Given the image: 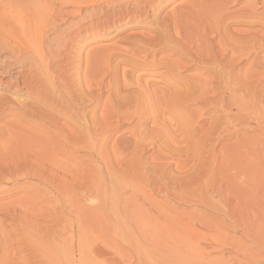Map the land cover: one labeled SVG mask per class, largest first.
I'll use <instances>...</instances> for the list:
<instances>
[{
	"label": "bare ground",
	"instance_id": "1",
	"mask_svg": "<svg viewBox=\"0 0 264 264\" xmlns=\"http://www.w3.org/2000/svg\"><path fill=\"white\" fill-rule=\"evenodd\" d=\"M184 1L185 3L180 2L181 4L178 3L175 5L171 9V14L168 12L169 14H165L166 16L162 19L159 18V20H156L157 18H155V27L157 28L151 30L154 34L146 35L132 33V35L125 37V40H127L131 45L127 51L121 49L119 50L117 47H104V49L99 48L100 50L98 51H90L89 49V52L87 51L88 53H86L83 62L77 61L72 63V66H70L69 64L61 65L62 60L60 61V59L61 56H63L61 52L65 51L64 48H66L64 46L70 45L74 42L73 38L71 39V36L74 35H71V31H60L61 29L58 31V27L61 24L68 23L67 25L69 26L66 25L67 27L76 28L80 23H76L75 19L81 18V20H85V17L90 18V15H86L88 14V11L85 12L84 10L83 14L85 16L82 17L78 14V11L68 13L66 12L67 9L66 11H61L60 8H58L60 11L58 13L56 12L57 15L53 17V15H50V12L48 13V11H51L49 8L51 7L50 5H52V0H0V6H2L0 7V83H2V79L5 78L13 68H16L18 71H16V74L13 72L15 75L12 77V81L8 79L9 81H7L6 84L14 82L16 89V93H14L16 96L19 94V91L24 90L27 86H34L35 93L33 94L36 97H33L34 99L38 98V101L35 102L38 103L39 101H42V104L48 105V107H46V109H48L47 112L49 114H54L55 116H53V118L48 114H45L47 115L45 116L42 114V111V115H39L37 112L35 113L33 109H28V107L23 105L24 103H21V101L19 102L20 105L17 103L14 104V106L18 105L21 107L19 110L15 108V110H18L16 114L19 115V117L22 116V118H25V120L29 122L28 124H33L31 125L32 127H41L40 129L45 131L46 138L41 139L44 141H41V144H39L40 148H36L38 149V152L40 149V152L42 151L41 153H44V156L42 155L43 158L40 156L41 160H44V157L50 160L54 154L66 156L70 159L81 158V156L79 157L78 155H82V159L77 160H83L85 162L80 170H78V167L74 172H71L72 169L70 171L68 170L70 174L72 173V181L65 179V182L64 176V178L59 181V176H56L58 171L53 168L59 167L61 169V166L57 165L58 162L53 164L54 161H51L52 164L57 166H52L53 170L50 168L48 172H45L46 169L44 170L41 167L43 171H32L33 173L31 174L29 172V174L25 173L27 170L24 167V170L26 171L24 172L22 170L24 172L23 176L18 174L20 172L17 173V165L12 164L13 167L15 166V174L17 173L25 180L28 179L27 184L29 181L32 182L33 180L34 183H38L37 185H42L44 188H41L44 190L46 189L48 193L53 192L56 194L59 198H61V202L64 200L66 205L63 203V209L64 211L65 209H68L69 211L71 210L70 213L73 211L75 212L74 215H76V218L74 217V219L78 221L75 222L78 229L80 225H83V223H80V221H83L82 218L86 220L88 219L84 217V215L86 216L88 212H86L85 208H83V206L86 205L85 202L92 204L91 206L90 204L86 205L93 209L89 210L90 214L93 213L95 209V211H103L108 206H110L109 209H112L111 206H114L116 208V212L119 209L120 213L118 212V217L122 221L134 223L140 218L135 220L132 216L127 217L125 211L129 209L127 211L129 212L132 205L133 207L136 206L141 198L142 200L139 205L141 207H139V209L142 208L143 210L150 212L149 209L157 208V211L161 210V212L158 213H161L162 217H164L163 221H159L160 218L158 217L154 218V223L157 224V226L153 224L156 226V228L154 227V229H156L154 234L159 235L160 232L162 233V229L166 230L170 227L173 230L177 224L176 222H180L178 220L180 217L177 215L179 211L178 213L176 211L175 214L172 211L173 206L172 208L166 206L168 207V209H166V203H162L161 198V203L156 201V198H153V196L159 194L161 196L162 194L163 196L165 195L166 199H169L171 196H174L172 193L177 192L179 188H185L186 191L187 186L185 187V183L186 185L188 184V186L190 185L191 179L189 180L188 177H190L189 175L193 176V172L195 171V168H192L194 171L190 172L191 167L188 168L189 166H192L193 160L191 161V159H195L194 161H198L197 163L199 164V161H204L201 160V158L205 153L207 154V157H204L203 159L206 158V161H208L210 157L209 161H211L212 157L215 156L213 152L215 153L216 151L215 154L218 160L219 154L221 155L222 152L226 154L224 151L226 148H223V151L220 150L221 153L218 154L219 150L217 152L215 149L216 146L213 147L212 145L211 147L209 146L206 148L205 143L207 145L210 143H207V141H211V139H216V142L214 143H218L217 141L223 143V141L226 142L228 139L231 140L239 138L238 134L240 132L238 133V131H240L239 129L241 128V125L242 127H246L243 128L245 134L247 132H253V134L254 132H257L253 126H249L252 124V122L249 124L250 118H253L251 116L252 114L254 115V120L258 121L257 123H260L259 125L263 127L261 131L259 130L258 136H260V134H264V11L259 14L255 12L253 7L242 6V8L238 7L239 9L237 11L230 12L229 6L240 0ZM254 1L257 0H252V4ZM159 2L168 4L170 1L81 0L77 6L83 5L82 7L84 8L97 10L102 4L103 6H106L105 9L107 8V10H109L108 7H110L113 11L109 10L112 11L111 13L109 12L110 14H108V12L103 14L100 7L98 20L96 22L90 20L88 22L90 24L88 25H86L87 21L86 23L84 22L85 25L82 28L80 27L81 30H83L84 35L77 40L84 43L86 42L84 40L89 38L92 43L93 40L98 39L100 33L106 35L109 32L120 33L124 29L123 26H125L128 22L134 21L135 24H141L142 21L145 22L144 19L149 20L150 13L154 14L153 12L158 8ZM88 4L89 6H87ZM63 7L66 8L65 5ZM76 8L78 9L80 7ZM182 9L187 10L186 14H179V11ZM89 13L91 12L89 11ZM94 16L97 17L96 14ZM72 19L75 20V23H72ZM235 24L242 27H248L249 29H231L230 27ZM121 26L123 27L122 29L120 28ZM68 32L71 33L69 34ZM77 36L78 35L76 34V38ZM86 44H88V42ZM75 45L76 44H74V48ZM60 47H64V50L60 49ZM92 54L96 56V60L93 62H91ZM136 54H142L143 57L155 56L157 54L168 55H166V58L160 59L159 61L152 60V62L144 64L143 61H139L141 60L140 57L139 59H136L135 57L133 58ZM143 57L141 58L143 59ZM169 57H176V60L173 59V61H170L172 59L169 60ZM11 61L12 63H10ZM246 61H249L250 63L247 65L246 69L241 72L239 66ZM8 62L10 64H8ZM120 65H123L124 67L126 66L127 69L124 70L122 67V70L119 71L118 67ZM189 70H197V72L199 71L206 78L202 80L195 76L192 77L191 75V77H186L183 74L181 75V73H187ZM69 71L73 77L72 79L67 77ZM7 78H10V76ZM8 85L6 86L9 87ZM103 89L108 90V97L107 95L105 96L107 99L104 102V105H102L103 107L98 110L97 108L100 93ZM29 91L30 90H28V92ZM2 103L3 98L0 99V115L3 113L4 109ZM191 104L194 106L199 105L201 108L203 107V109L200 111L198 110L199 112L196 113L197 111L195 112V109L193 108L195 113H192V109L188 108ZM29 108L32 107L30 106ZM189 109L192 112L189 113ZM9 110L12 112L11 109ZM210 112L212 115L208 119V122H205L206 117L203 118V116ZM241 112L246 113V118L245 115L237 117V114ZM247 117L250 118L247 119ZM126 124H128L126 127L130 128L131 126H129V124H132V129L128 131V129L125 128L127 131H124L125 133L123 132L119 135L117 132ZM250 136L249 139L251 138L252 142H255V134L253 137L254 139L252 138V135ZM112 138H114L113 141H111ZM246 138L248 139L247 135ZM258 138L261 141L264 140L261 139V136ZM110 141L112 143H110ZM21 146H26V144ZM233 146L234 145L230 148L233 149L235 147ZM228 147L229 146H227V148ZM44 148L45 151H43ZM150 149L154 152L153 154L151 153L153 156H150L152 159L149 158L151 161L148 162L143 156ZM218 149L221 148L218 147ZM34 150L32 151V154L35 152ZM28 154L31 153L27 152V155ZM31 159L30 161L34 160V158L32 160ZM188 161L192 162L191 165H187L190 164ZM35 162L38 161L36 160ZM217 162V165H214L215 168L216 166L221 168V166H219L220 163ZM201 163L205 165V162ZM208 163L206 162L207 165ZM211 163H209V167L206 165L209 169H211ZM18 164L20 165V163ZM31 165L34 166L33 164ZM36 165L38 166L35 167L38 168H32L39 170V165L41 164L38 163ZM51 165L49 164L50 167ZM173 166L174 170L171 171ZM200 166L201 165L199 164V167ZM20 167L21 165L19 168ZM194 167L199 168L197 165ZM29 168L31 167L29 166L28 169ZM208 168L207 170L209 171ZM230 168L232 170L231 166L229 169ZM203 170H205L208 174V171H206L205 168ZM200 171L201 170L198 171L199 174ZM214 171H217L216 174H219V170ZM9 172L10 170L6 171V169L0 170V184H5V181L8 179L7 177L14 175V173L13 175H10ZM213 172L211 177L214 176ZM207 174L205 173V175ZM216 174L214 177H216ZM59 175L62 176V174ZM183 175L187 177V182L185 181V183L182 182V180L186 178H183ZM195 176L197 177L195 179L201 178L200 176L198 177V174H195L194 177ZM194 177H192V179ZM218 177L215 179H218ZM201 180L199 182L196 180L199 185L201 183L203 184V180ZM214 184L212 185L213 188L211 187V191L209 192L215 193L218 191V186L215 187ZM32 186L33 185H31V187ZM200 186L199 188H201L202 191V188L204 189V185ZM196 187L197 188L193 190L198 192V186ZM0 188L3 189L1 186ZM214 188L216 190H214ZM69 190L71 193L73 190L79 191L80 195L78 192V196L75 191L76 195H73L74 197L71 196L70 198H73L70 199L65 195L67 193H64L66 191L70 194ZM193 190H190V192ZM128 191L130 195H127L129 194ZM179 191L182 190L179 189ZM36 192L39 193L37 190ZM195 192H191L192 195H195ZM206 193L208 195V192ZM206 193L204 194L203 192L205 199L207 198ZM46 194L42 195L46 197ZM87 194L89 195L88 197L83 196H86ZM175 195L177 200H179L177 193H175ZM198 195H200V193L196 196L198 198L201 197ZM64 196H66V198ZM187 196H189V194ZM213 196L214 194L212 197ZM81 197L84 199L82 200ZM191 197L186 198L188 200V198ZM208 197L211 198L210 196ZM39 198L43 197L39 196ZM54 199L52 198V201L56 202L53 204V202L51 203V199H49V204L56 206L58 204L60 205L61 202L58 201L59 199ZM34 201H31L30 205H32V202ZM169 203L166 205H169ZM19 204L21 203L19 202ZM34 204L36 205V202H34ZM33 205L32 207L35 206ZM5 206L6 203L4 206L0 205V264H14L12 263V258L14 255L18 254V252H22L23 247L30 250V252L28 251L30 254L40 255V261L36 262V264H45V260L43 262L41 260V257H43L42 255L45 257V254H49L46 255V258L48 259V256L51 257L53 254H59V252H61V248L59 249L58 246L54 248L52 247L53 249L51 247V249L48 248L45 245V243L47 244V242H45L46 239L43 237H50L49 239L52 240V236L55 241L54 245H57V240L59 238L58 233L60 232H58L59 227H56L58 226L56 222L61 221L59 220L61 216L59 217L57 215L59 218H57L58 221L55 222L56 226L52 223V219L48 220L46 218L45 214L42 215V217L38 216L41 219L45 216L44 219L48 221L42 219L44 222L48 223L49 221H52L50 222L52 225L47 223H45V225L43 224L44 222H34L36 218L34 219V214L32 216L29 214L31 213V210H29L28 207L27 209L30 211L29 213L27 209H25V206H22L21 209L24 210H19V212L17 211L18 208L16 209L15 207L14 209L13 207L10 208L13 209L10 212L6 209L8 207ZM55 207H53V209ZM215 207H217V205H215ZM56 208L58 209L59 207ZM170 208L172 210H170ZM139 209L132 208L134 213L135 210L136 212L138 211L137 213L141 212ZM37 210L39 213V208ZM83 210L86 214H83ZM121 211L124 212L122 213ZM147 212L145 213L147 214ZM51 213L55 216V213ZM180 213L179 215L184 216V214ZM95 214L97 215L96 212ZM95 214L91 215L94 216ZM140 214L142 215L143 213L138 214L141 217V220L142 216L146 217V214L142 216ZM161 214H159V216ZM91 215L88 213L89 217ZM30 216L33 217L34 220L32 222L34 223H29L32 220ZM136 217L137 215L135 218ZM28 218L31 220L29 221ZM40 218L37 221H39ZM55 218L54 221L56 220ZM187 218L189 217H186V219ZM151 219L153 218L151 217ZM144 220L150 222V218L146 217ZM8 221L11 223L7 224ZM118 221L119 220L117 219L116 222ZM122 221L120 225H123ZM174 223L176 224L174 225ZM47 225L54 226L49 227ZM186 226L187 224H185L184 227ZM61 227L62 226H60V228ZM122 229L125 232V229L121 228V230ZM65 231L71 235L68 234L70 238L67 235L69 238H67L68 240L64 237L63 243L67 246V248L64 247L66 248L65 252L64 248H62V252L66 255L68 254L66 257L70 258L69 255L75 252L73 227L66 229ZM123 231L120 232L123 236L126 235V238L128 235L133 236L132 234H136L137 232L136 230V232L131 233L128 230L131 234L127 235L124 234ZM142 232H140V234ZM81 233L82 231L76 234L81 237L80 239H82L79 241L77 240L79 244L80 241L82 242L85 240V238H82V235L84 234ZM165 233L166 232H164V234ZM30 235L33 236V239H31L32 237ZM159 236L162 235L160 234ZM42 239L44 240L42 241ZM49 239L48 242H50ZM49 244H51V242ZM83 244L85 243L83 242ZM79 246L82 247L83 245L81 244ZM55 248H58L59 250H55ZM80 249L81 248L79 247V251H77L80 252ZM83 251L84 249L81 250L80 254L83 255ZM50 254L52 255L50 256ZM179 255L174 254V256H178L180 259L182 257H186L184 255H181L180 257ZM34 257L35 256H33V258ZM51 258L52 261L48 259V262L51 261L49 264H52L53 258H55L54 255ZM181 262L182 261H180V263ZM28 263V260L23 262V264Z\"/></svg>",
	"mask_w": 264,
	"mask_h": 264
},
{
	"label": "rangeland",
	"instance_id": "2",
	"mask_svg": "<svg viewBox=\"0 0 264 264\" xmlns=\"http://www.w3.org/2000/svg\"><path fill=\"white\" fill-rule=\"evenodd\" d=\"M80 1L81 0H56V2H55V0H52L53 8H52V5H50L51 9L49 8V10H51V11H48V13L50 12V15L51 16L53 15V17L55 15H57V13L60 10L66 11V9H67L66 12H68V13H72V12L74 13L75 11H78V14H80L82 17L85 16L83 14L84 10H85V12L88 11V14H86V15L91 16L90 18L85 17V20H81V18H79V19L76 18L75 19L76 23L79 22L81 24V25L79 24V26L76 27L78 29L73 27L75 29L74 30L73 28L67 27V26H69V25H67L68 23L61 24L60 25L61 27L60 26L58 27V31L60 29H61L60 31H65V30L71 31L72 32V33L70 32L71 35L75 36V37L71 36V39L73 38V41H74V42H72V44L65 45L64 47H66V48L63 47L65 49V51L61 52L63 55V56H61V59H60V61L62 60V62H63V63L61 62V65L69 64L70 66H72V63H74V62H77V61L83 62L85 59L86 53L89 52L88 51L89 49H90V51H98V50H100L99 48L104 49V47L105 48L106 47L107 48H110V47L116 48L117 47L119 50L121 49V50L127 51L131 45L127 40H125V37L132 35V33L133 34H136V33L137 34H146V35L154 34L153 31L151 32V30H154V28L155 29L157 28V27H155L156 20H159V18L162 19L164 16H166L165 14H167L168 12L170 13L171 9L175 5H177L178 3L179 4L185 3L184 0H169L170 2L168 4H165V3L163 4V2H159L158 8L155 9V11L153 12L154 14L150 13L149 20L144 19L145 22L142 21L141 24H135L134 21L128 22L125 26H123L124 29L120 33L109 32L107 35L100 33V35L98 36V39L93 40L92 43H91V39H89V38H86L87 40L86 39L84 40L86 42L83 41L84 43H82L77 39L78 38L80 39L81 37H83L84 34H83V30H81V28L85 25L86 21H87L86 25L90 24V23H88L90 20H92L93 22L94 21L96 22L98 20L100 7H101V11L103 12V14L107 13V12H108V14H110L113 10L110 7H108V9L112 10V11L107 10V8L105 9L106 6H103L102 4H101L102 6L100 5L99 9H97V10L96 9L92 10L91 8H84V7H82L83 5L77 6V4L80 3ZM182 1H184V2H182ZM2 5H5V4H2ZM60 5L61 6L65 5L66 8H64L63 6L61 7ZM263 5H264V0L254 1L253 4H252V0H248V1L247 0H240L235 4H231L229 7H230V12L231 11L235 12L240 7L242 8V6L243 7L249 6V7H253L255 12L260 14L264 11ZM87 6H89V4ZM0 7H2V6H0ZM76 7H80V8L77 9ZM58 8H60V10H58ZM52 11L55 13H53ZM89 11L91 13H89ZM104 11H106V12H104ZM186 12H187L186 9H182L181 11H179V14H184V13L186 14ZM95 14L97 15V17L94 16ZM94 17H96V18H94ZM155 18H157V19L155 20ZM75 20L72 19V23H75ZM123 27L121 26L120 28L122 29ZM230 28L231 29H237V28L238 29H243V28L249 29L248 27H242V26H239L237 24L232 25ZM75 33L78 35L77 38H76ZM104 35H106V36H104ZM76 40H77V42H76ZM87 42H88V44H86ZM73 43L76 44L75 45L76 49L74 48ZM68 47H70V48H68ZM71 47H72V49H71ZM63 48L60 47V49H63ZM166 55H168V54H157L155 56L143 57L142 54H136L135 56H133V58L135 57L136 59H139V57H140L141 60H139V61H143L144 64H147V63L152 62V60L153 61H159L160 59L166 58L167 57ZM141 57H143V59ZM79 58H80V60H79ZM81 58H82V60H81ZM170 59H172V60H170ZM173 59L176 60V57H173V58L169 57L170 61H173ZM94 60H96V56H94L92 54L91 62H93ZM249 61H246L239 66V69L241 72L246 69L247 65L250 63ZM10 63H12V61ZM10 63L8 62V64H10ZM13 64H11V65H13ZM76 64H74V65H76ZM122 67L124 70L127 69L126 66L124 67L123 65L122 66L120 65L118 67L119 71L122 70ZM11 71L9 73L10 75L7 74L6 77L2 79V83H0V87H1L0 92H2V93H0V97L3 98V103H2L3 105L2 106L4 108L3 113H2L3 115L2 114L0 115V170H2V169L3 170L6 169V171L10 170V172H9L10 175H13V173H14V175L11 177L10 176L7 177L8 178L7 180L9 182L6 180L7 182L5 181V184L4 183H3V185L0 184V186L3 188V189L0 188V193H1L0 194V205L4 206L6 203V206L9 208V209L8 208H6V209L10 212L14 209V207L16 209L18 208V210H17L18 212H19V210L20 211L24 210V209H21L22 206H25L26 207L25 209H27V207H28V209L31 210V213H29L30 211L27 209L28 213L31 216L34 214L33 215V216H35L34 219L36 218L35 219L36 221H35L33 219V217L30 216L32 220L30 218H28L29 221L31 220L30 222L28 221L29 223H31L33 220L35 223H37V222L42 223V222H44V221H42V219H44V217L46 216V218L48 220L52 219L53 222L49 221L48 223L44 222L43 224L47 223V224L52 225L50 222L55 224V222L58 221L57 218H59L61 216L60 217L61 219L59 218V220H61L62 222L61 221L56 222V224L58 226H56V224H55L56 227H59L58 232L61 233V235H60V233L57 232L59 234V238H58L59 241L57 240V245L56 246L54 245L55 241L53 240L52 236H51L52 240L49 239L50 237L47 238L46 236H43L44 239H46L45 242H47V244L45 243V245L48 248H50V247L54 248L57 246L59 249L61 248V250H60L61 252H59V254H53L55 258H53L52 264H68V263L71 264L72 262H73L72 264H181L182 262L184 264H219L222 262L223 259L224 260L221 264H264V145H263L264 140L261 141L258 138L261 136V139H264V134L263 135L260 134V136H258L259 130L261 131L263 129V127H261V125H259L260 123H257L258 121L254 120L253 114L251 115L253 117L252 119L250 117H247V119L250 118L249 124H251L250 122H252V124L249 126L250 127L253 126L255 128V130L257 131V132H254L255 139L253 138L254 137L253 132H247L245 134V132L243 131L244 130L243 128H246V127H242V125H241V128L239 129L240 131H238V133L240 132L238 134L239 138H236L238 140H236V139L229 140L228 139V141H226L227 143L225 141H223V143L217 141L218 143H220V144H218V143H214V142H216L215 141L216 139H214V140L211 139V141L210 140L207 141V143L210 142L211 144L208 143L206 145V143H205L206 148L209 146L211 147L212 145H213V147L216 146L215 149L217 150V152L219 150L218 154L224 150L223 148H226L224 150L226 154H224V152H222L223 154L221 153V155L219 154V156H218L219 157L218 160L219 161L221 160L220 162L217 160V157L215 154L216 151H215V153L213 152V154L215 156L213 155L214 157H212L211 161H209L210 157L208 159L209 163H211L212 161L215 160L213 162L214 164L211 163L213 166L217 165L216 162L218 161L220 163L219 166H221V168H218L217 166L215 168V166L213 167L212 165H210L211 169H209L208 168L209 163H208V161H206L207 159L206 158L203 159L204 157H207V154L204 153V155H202V158H201V160H204V161H199V164L201 165L200 167H199V164L197 163L198 161H194L195 159H191V161L193 160V163L194 162L196 163V164L194 163V165L191 161H188V163H190V164H187V165H191V163H192V166L188 167V168L191 167L190 172H193L194 170L196 172L195 171L193 172V176L189 175L191 177V178L188 177L189 180L191 179L189 186H188V184L186 185V183H185V181L187 182V177L184 175L182 176L183 178L186 177L185 179L182 178L184 180V181L182 180V182L185 183V187L187 186L186 187L187 189L185 191V188H182V189L179 188L182 191H179V189H178V191L175 192V193H177L179 200H177L175 193H172L175 197L171 196L170 197L171 200H170V198L166 199L165 195L163 196L162 194H161V196H160V194L153 196V198H156L155 200L160 202V203H161V200H162V203H164V204L165 203L168 204L170 202L169 203L170 206L165 204L166 209H168V207L172 208V206H173V208H172L173 210L171 208H170V210H172L175 214H176V211H177V213H178V211H179V213L182 211L181 213L184 214L185 217L179 215V213L177 214L180 217V219H178V220L181 223L175 221L179 225L174 223V225L175 224L176 225L173 228V230L171 227L170 228L165 227L167 229L166 230L162 229L163 230L162 233L159 231L162 236H159L160 234L155 235L154 231H156V229H154V227L156 228L157 224L154 223V218L158 217V218H160L159 221H163L164 217H162L161 213H158V212H161V210L157 211V208L149 209L150 212H147V211L143 210L142 208L139 209V207H141V206H139L141 203V200H142L141 198L139 199V202L136 206L133 207V205H132V208L133 209L134 208L139 209L141 211L139 213H143L142 215L146 214L145 212H147L146 217L150 218V222L144 220L146 217L142 216L140 214L142 216V220H141V217L138 215L139 213H137L138 211L136 212V210H135V213H134V210H132V208H130L129 212H127L129 209L126 211L124 210L127 217L132 216L135 220H137L138 218H140V219L135 221L134 222L135 224L134 223H128V221L124 222L118 217V212L120 213L119 209L116 212V208L114 206L113 207L111 206L112 209H109L110 206H108L103 211H95L96 210L95 209L94 211L97 213V215L93 211V213H91V214H95L93 216L90 214V211H89L92 208L86 206L89 204L91 206L92 204L91 203L88 204V202L87 203L85 202L86 205L83 206V208H85V211L86 212L88 211V212H87L86 216L84 215V217L88 218L87 219L88 221L86 219L82 218L83 221L82 222L80 221V223H83V225H80L79 229H78L77 224L75 223L78 221L74 219V217L76 218V215H74L75 212L73 211V212H71L72 213L71 214L70 213L71 210L69 211L68 209H65V211H64V209H63V206H62L63 203H64V205H66L63 198H62L63 202H61V200H60L61 198H59L53 192L48 193L46 191V189L45 190L43 189L44 187L42 185H37L38 183H34L33 180H32V182L29 181V183L27 184L28 179L25 180L23 177H20V175L21 176L24 175V172L26 170L27 171L25 173L30 172L31 174L35 171H40L42 169H44V170L46 169L45 172H48L50 170V168L52 169L55 166L53 164H56L58 162L57 165L61 166V169L59 167H56L57 165L55 166L56 168H53V169H56L58 171V172L56 171L58 173L56 176H59V178H58L59 181H61L62 178H64V177H65L64 181H65V179L66 180L69 179V181H70L72 179V175H71L72 173L70 174L69 171L72 169L71 172L72 171L74 172V171H76L77 167H78V170L82 169L81 167L83 166V164L85 162L83 160L82 161L77 160V159H82V155H78L79 157L81 156V158L70 159V158H67L66 156L54 154V156H52V159H50V160L46 159V157H44L46 159V161H45V159L44 160L40 159L41 158L40 156H42V155L44 156V153H41L42 151L40 152V149L38 152V149H36V148L37 147L40 148L39 144H41V141H42L41 139L46 138L45 131L43 129H40L41 127L40 128L32 127L31 125H33V124H31V125L28 124L29 122H27L25 120V118H22V116L19 117V115L16 114V112H18V110L21 108L20 106H18V105H20L19 102L21 101V103H24L23 105H26V107H28V109H33L34 112L35 113L37 112L39 115L41 114V111H42V114H44V115L48 114L52 118L55 115L49 114L47 112L48 109H46V107H48V105L42 104V101L41 102L39 101L38 103L35 102V101H38L37 100L38 98L34 99V97H36L33 94V93H35L34 92L35 88L32 85H30V87L27 86L22 91H19L18 92L19 94L16 96V94H15L16 89L14 86V82L13 83L10 82L13 86L10 83L6 84L7 81H9V80L12 81L11 80L12 77H14V75L16 74V71H18V70H16V68H13ZM70 71H72V70H70ZM70 71H69L70 74L68 73L67 77L72 79L73 77L71 76ZM11 73H13V74H11ZM182 74L185 75L186 77L190 76V75L192 77L195 76V77H198V79L200 78L202 80H204L206 78L199 71L197 72V70H194V71L189 70V71H187V73L183 72V73H181V75ZM9 76H10V78H7ZM185 76H183V77H185ZM154 79H156V78H154ZM6 85H8L9 87H7ZM28 90H30L29 91L30 93L28 92ZM103 90L100 93V98H99V103H98V108H97L98 110H100L101 107H103L102 105H104V102L106 101V99L108 97V90L107 89H103ZM105 90H107V91H105ZM26 92L29 95H27ZM31 94H33V95H31ZM106 95H107V97L105 98ZM25 98H26L27 102H26ZM10 103H11V105L12 104L13 105L11 106ZM16 103L18 105L14 106V104H16ZM30 106L32 108H29ZM8 108L11 109L12 112H14V113L10 112V110ZM15 108L18 110H15ZM188 108L192 109V111L195 109V112L197 111L196 113H198L201 109H203V107L201 108V106H199V105L194 106L193 104L188 106ZM37 109L40 111H38ZM190 109L188 110L189 113L192 112V111H190ZM6 111H8V112H6ZM4 112H5V114H4ZM44 112H46V113H44ZM195 112L193 111L192 113H195ZM245 114L246 113H242V112L238 113L237 117H242ZM211 115H212V113L210 112V113H207L206 115L203 116V118L206 117L205 122H208V119L211 117ZM45 116H47V115H45ZM246 116L247 115H245V118H246ZM253 121H254V123H253ZM126 126H128V124L123 126V128L121 130H119L117 133L120 135V133L122 134L124 131H127V129L129 131L132 129L133 125L129 124V126H131V128L126 127ZM125 128H127V129H125ZM241 131H242V133H241ZM246 135H247L248 139L246 138ZM248 135L249 136L252 135V138L254 140H256L258 143L256 141L252 142L251 138L249 139ZM113 137H116V136H113ZM113 139L114 138H112L111 141H113ZM35 141H37V142H35ZM111 141H110V143H112ZM22 143L24 145L26 144V146H21V145H23ZM36 144H38V145H36ZM230 145L231 146L236 145V146L235 147L233 146L234 148L232 147L233 149H231ZM227 146H229V147L227 148ZM218 147H220L221 149H218ZM26 150H28V151H26ZM33 150L35 151V152H33V154H36V155L32 154ZM41 150H42V146H41ZM43 151H45V148L43 149ZM27 152L28 153L30 152L31 154L27 155ZM37 152H38V154H37ZM153 152L154 151H152L151 149L149 151H147V153L143 156L144 159H146V161H148V162L151 161L149 158L152 159V157H150V156H153L152 155ZM211 154H212V152H211ZM146 155L147 156L149 155L148 158ZM24 156H26V157L28 156V157L26 158ZM43 156H42V158H43ZM31 157H32V159L34 158L33 161H30ZM38 157H39V159H38ZM213 158H215V159H213ZM24 159H25V161H24ZM20 160H21V162H20ZM36 160L38 162H35ZM51 161H54L53 164ZM31 162H34L35 164L31 163ZM79 162H82V163H79ZM201 162H203V163L205 162L204 163L205 165H203ZM206 162L208 163V165L206 164ZM18 163H20V165H21L20 168H19L20 165ZM26 163H27V165H26ZM38 163L41 164L42 166L39 165V170H36L35 168H38V167H35V166H38V165H36ZM228 163H229V165H228ZM12 164L17 165L16 166L17 167V173L20 172V173H18L20 175H18L17 173L15 174V171H14L15 166L13 167ZM31 164H33L34 166H32ZM49 164L50 165L52 164L51 167L49 166ZM11 165H12L13 169H12ZM196 165L199 168L194 167ZM27 166L28 167L30 166L31 168L28 169ZM47 166H48V168H47ZM230 166L232 167V170H231V168L229 169ZM24 167L26 170H24ZM32 167H35V168L33 169ZM41 167H42V169H41ZM202 167H203V169L205 168L206 171H208L207 168L209 169V171H208L209 175L207 174V172H205V170L202 169ZM192 168H195V169L193 170ZM30 169H32V170H30ZM64 169L67 171L69 170L68 173L71 175V178H70V175L67 173V171H65ZM73 169H75V170H73ZM171 169H172L171 171H173L174 166ZM213 169L219 170L218 171L219 174H216L217 171H214ZM199 170H201L202 173L200 171V174H199V172H198ZM210 170H212V171H210ZM11 171H12V173H11ZM204 172L207 175H205ZM212 172H213L214 176L216 174V177H214V176L211 177ZM194 173L198 174V177L199 176L201 177V178H199L200 180L201 179L203 180V184L202 183L200 184V185H204V189L202 188V191H201V188H199L200 185L198 183L200 180L195 179L197 177L196 176L194 177V175H195ZM59 174H62V176H60ZM201 174L205 175V176H202ZM17 176H18V178H17ZM60 177H61V179H60ZM192 177H194V178L192 179ZM217 177H218V179H215ZM13 179L14 180L16 179L15 182ZM196 180L197 181L199 180V181L197 182ZM207 181L211 186L207 183ZM30 183H31V185H33L32 187H31ZM213 184L215 185V187L218 186L217 187L218 191H216L215 193L209 192V191H211L210 188L212 187ZM13 185H15V186H13ZM35 185H37L39 188ZM193 185H195V186H193ZM207 185H209V186H207ZM196 186H198L197 191L199 190L198 192L200 193V195H198V196H201L199 198L196 196L199 193L195 192V190H193V189L197 188ZM41 187H43V188H41ZM33 188H34V190H33ZM207 188H208V191H207ZM35 189L39 193H37ZM190 190H193L196 194L194 193L195 195H192L191 192H193V191L190 192ZM214 190H216V189L214 188ZM66 191H67V189H66ZM66 191L64 193H67L65 195L69 198L73 195L74 196L76 195L75 194L76 190H73L72 193L69 190L70 194ZM76 192L78 195L79 191H76ZM203 192H204V194L206 192H208V195L206 193V195H207L206 199L203 196ZM128 193H129V191H128ZM6 194H8V195H6ZM42 194H44V195L46 194V197ZM188 194H189V196H187ZM213 194H214V196L212 197ZM79 195H80V192H79ZM127 195H130V193ZM206 195H205V197H206ZM39 196L43 197V198H39ZM66 196H64V197L66 198ZM83 196L88 197L89 195L87 194L86 196L85 195H83ZM208 196H210L212 199L209 198ZM186 197H191V198H188V200H187ZM52 198L53 199L55 198L54 200L59 199L58 201H60L62 204L60 203V205L58 204L57 206L49 204L50 202L48 200L51 199V203H52L53 202ZM72 198H70V199H72ZM81 198H82V200L84 199L83 197H81ZM160 198H161V200H160ZM190 199H191V201H190ZM168 200H170V201H168ZM182 200H184V201H182ZM201 200L205 204H203ZM28 201H29V205H28ZM31 201L36 202V205L34 204V202H32L36 207L32 203L31 204L34 207H32V205H30ZM192 201H194V202H192ZM19 202L23 205L19 204ZM54 202H56V201H54ZM54 202H53V204H54ZM184 203H187L188 205L184 204ZM190 203H191V205H190ZM197 203H198V205H197ZM215 205H217V207H215ZM52 206L53 207L56 206L59 208L57 209L55 207L53 209ZM166 206H168V207H166ZM12 207H13V209H10ZM209 207H211V208H209ZM229 207H230V209H229ZM38 208L40 211L39 213L37 210ZM86 208H87V210H86ZM54 210H56V211H54ZM66 210H68V211H66ZM61 211H63V212H61ZM124 211H121V212L123 213ZM51 212L55 213V216ZM60 212L62 215L60 214ZM82 212H83V214H86V212L84 213V210ZM88 213H89V215H91L90 217L88 216ZM38 214H40V215H38ZM44 214H45V216H43V218L41 219L40 217H42V215H44ZM46 214L49 216V218ZM149 214L151 215V217L153 219H151ZM159 214H161V215L159 216ZM52 215L54 216V218L56 217L55 221H54V218ZM57 215L59 217H57ZM136 215H137V217L135 218ZM36 216L37 217L40 216V217H38V219L40 218L41 221L40 220L37 221L38 219ZM91 217H93V218H91ZM94 217H95V219H94ZM143 217H145V218H143ZM182 217H183V219H182ZM186 217H189V218H187L189 220H187ZM63 218H64V220H63ZM190 218H191V220H190ZM211 218H213V219H211ZM117 219L119 220L118 222H116ZM44 220L48 221L46 219H44ZM202 220L204 221V223ZM121 221L123 222V225H120ZM189 221H191V222H189ZM34 222H32V223H34ZM205 222H206V224H205ZM235 222H237V223H235ZM10 223L8 221L7 224H10ZM202 223L205 224L206 226L205 225L202 226L203 225ZM153 224H155L156 226ZM185 224H187L186 227H184ZM50 225H47V226H49V227L54 226V225L53 226H50ZM140 225H142V226H140ZM60 226H62V227L60 228ZM71 227H73L74 251L75 252L73 254H70L69 255L70 258H68V257H66V256H68V254L67 255L64 254L62 252V248H64V247L67 248V246H65L63 243L64 237H65V239H67L68 238L67 235L68 234L71 235V234L67 233L65 230L70 229ZM177 227H179V228H177ZM121 228H124L125 232L123 231V229L121 230ZM127 229L131 233L136 232V230H137L138 233L136 232V234H132L133 236H131V235L129 236L128 234H131V233ZM183 229H184V231H183ZM107 230H109V231H107ZM80 231H82L81 234H84V235H82V238H85L86 241L85 240H83L82 242L80 241V244H79L77 242V240L79 241L82 239H80L81 237H79V235H76V234H78ZM120 231L121 232L123 231L124 234H127L128 235L127 238H126V235L123 236ZM110 232H111V235H110ZM140 232H142V233L140 234ZM159 232H156V233H159ZM164 232H166L165 233L166 235L164 234ZM102 235H103V237H102ZM31 237L30 238L33 239V236H31ZM69 238H70V236H69ZM44 239H42V241ZM48 239L51 242V244H49L50 242H48ZM83 242L85 244H83ZM81 244L83 245L82 247L79 246ZM51 245H54V246H51ZM79 247L81 248L80 252H81V250L84 249L83 255L80 254V252H78ZM58 248H55V250H59ZM66 248H64V252H65ZM28 251L30 252V250L25 249V247H23L22 252L20 251V252H18V254L14 255V257L12 258V263L23 264V262L25 260L26 261L28 260V262H29L28 264H36V262L40 261L39 260L40 259L39 254H30V253H28ZM170 251H172V252H170ZM174 254L175 255L180 254L179 255L180 257H181V255L182 256L184 255L186 257L185 258L182 257L181 258L182 260H181L178 256H174ZM46 255H49V254H45V257H44V255H42L44 257V259H43V257H41V260H42V262L45 260L44 263L49 264V262L52 261L51 257L53 255L50 254V256L51 255L52 256L51 257L48 256V259L51 260L49 262H48V259L46 258L47 257ZM33 256H35L34 257L35 259L33 258ZM0 257H1V254H0ZM67 258H68V260H67ZM84 258H85V260H84ZM86 259H88V260H86ZM81 261H83V262H81ZM84 261H85V263H84ZM180 261H182V262L180 263Z\"/></svg>",
	"mask_w": 264,
	"mask_h": 264
}]
</instances>
